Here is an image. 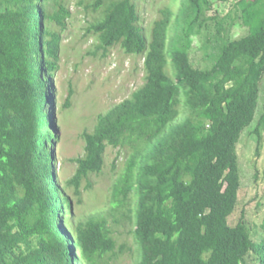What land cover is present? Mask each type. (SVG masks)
Segmentation results:
<instances>
[{"label":"trees","instance_id":"trees-1","mask_svg":"<svg viewBox=\"0 0 264 264\" xmlns=\"http://www.w3.org/2000/svg\"><path fill=\"white\" fill-rule=\"evenodd\" d=\"M228 1L173 0L147 29L136 0H79L92 18L91 53L143 56L146 75L84 133L73 196L56 179L49 109L69 0H0V264H109L125 252L113 234L126 223L138 264H247L250 256L264 264V221L256 240L244 218L230 220L242 136L254 125L264 145V0H232L247 30L234 38L222 35L225 19L208 15ZM211 20L219 44L205 57L211 64L196 67L191 49ZM108 145L129 151L110 208L78 218L74 198L103 171Z\"/></svg>","mask_w":264,"mask_h":264},{"label":"rangeland","instance_id":"rangeland-1","mask_svg":"<svg viewBox=\"0 0 264 264\" xmlns=\"http://www.w3.org/2000/svg\"><path fill=\"white\" fill-rule=\"evenodd\" d=\"M180 0H176L179 2ZM141 17V24L150 29L159 15L160 9L173 3V0H136ZM72 16L68 26L62 33V49L59 59V69L53 73L50 83L52 105L49 107L54 120L53 129L57 134L51 145L55 160L56 179L69 195L74 196L75 187L68 181L76 174V160L86 152L85 132H93L100 114L141 87L145 82L144 57L127 54L120 48H113L97 55L96 38L87 34V26L92 20L79 0H69ZM234 1L219 3L209 16L225 19L223 36L228 38L245 35L247 30L240 26ZM176 5L174 4V8ZM226 17V18H225ZM217 20L209 21L202 34L195 37L191 49V57L196 67L211 64L210 58H205L209 52H214V46L219 42ZM209 45L208 48L203 46ZM211 46V47H210ZM54 87V89H53ZM70 104L65 107L68 96ZM254 125L248 128L238 145L241 170L240 201L237 212L231 217V223L236 224L244 218L251 229L253 237L260 240L258 231L264 221V145H259ZM261 146V147H260ZM129 151L125 148L108 145L105 152V166L100 174H91L81 185V200L75 197V216L106 214L110 208L109 198L113 180L122 170ZM65 220L72 218V211L67 205L63 209ZM64 227H68L65 225ZM69 230V227H68ZM129 223L114 231L118 246L125 243L124 253L114 256L109 264H138L137 242L130 231ZM247 264H259L248 257Z\"/></svg>","mask_w":264,"mask_h":264}]
</instances>
